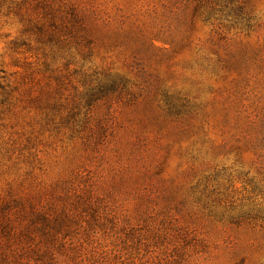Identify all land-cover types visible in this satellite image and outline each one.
Masks as SVG:
<instances>
[{"label": "rangeland", "instance_id": "374dc122", "mask_svg": "<svg viewBox=\"0 0 264 264\" xmlns=\"http://www.w3.org/2000/svg\"><path fill=\"white\" fill-rule=\"evenodd\" d=\"M0 264H264V0H0Z\"/></svg>", "mask_w": 264, "mask_h": 264}]
</instances>
